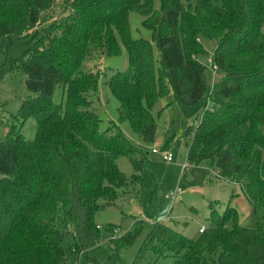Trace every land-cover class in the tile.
<instances>
[{
    "label": "trees",
    "instance_id": "1",
    "mask_svg": "<svg viewBox=\"0 0 264 264\" xmlns=\"http://www.w3.org/2000/svg\"><path fill=\"white\" fill-rule=\"evenodd\" d=\"M219 1L160 0L157 10L155 0H0V11L8 12L0 18V40L28 47L0 67V82L22 73L33 96L0 139V264H117L141 234L137 221L101 244L95 224L96 213L116 205L127 185L119 160L132 162L133 182L142 184L146 159L114 124L100 129L90 99L99 76L84 70V60L98 52L119 56L118 38L129 69L114 74L109 87L120 120L145 144L156 140L151 109L159 99L172 93L191 107L211 98L208 68L198 58L206 54L201 40L215 42L212 64L223 76L213 85L214 108L185 134L187 161L210 162L221 180H239L257 216L255 229L242 228L235 207L220 213L210 203L209 226L196 241L157 223L133 264L147 253L154 264H264V0ZM132 12L153 33L159 76L154 45L132 38ZM9 13L18 18L11 21ZM31 118L36 130L28 140L22 128Z\"/></svg>",
    "mask_w": 264,
    "mask_h": 264
},
{
    "label": "rangeland",
    "instance_id": "2",
    "mask_svg": "<svg viewBox=\"0 0 264 264\" xmlns=\"http://www.w3.org/2000/svg\"><path fill=\"white\" fill-rule=\"evenodd\" d=\"M215 2L220 5L219 0ZM155 8L161 9L160 0H155ZM5 14L8 12L1 10L0 18ZM7 16L11 21L18 18L11 13ZM143 21L144 18L140 14L136 12L130 14L131 35L134 40L144 39L154 45L156 71L159 76L161 66L158 47L154 42L153 33L145 27ZM118 41L122 50L119 56H108L98 52L84 60V70L99 76L97 89L90 94V99L94 111L100 118V129H112L111 125L114 124L129 142L145 151L146 159L141 175L142 184L133 182L135 169L132 162L128 158L119 160V168L127 178V185L119 189L116 205L108 206L95 215V224L100 227V243L105 244L112 238L123 237L137 221H142L141 234L132 246L120 251L121 261L117 263L133 264L157 223L166 224L192 240L200 239L201 227L209 226L210 203H214L220 213L230 204L238 211V225L242 228L255 229L257 216L244 195L239 180H221L217 169L210 162L191 165L187 161L186 145L189 139L185 134L189 127L197 128L204 112L212 108L215 99L213 85L223 76L219 71L213 72L212 56L215 42L201 40L206 54L198 58L208 68L212 99L202 100L191 107L176 103L172 93L159 99L151 109L158 125L156 140L152 144H145L133 131L129 121L120 120V102L109 87V80L114 74L129 69L128 51L121 38H118ZM27 48V44L18 39L14 40L13 45L9 44L8 39L0 40V67L7 62L21 59ZM26 80L24 74L17 72L9 74L0 82V139H4L8 134L7 122L11 115L17 114L23 101L32 96L26 88ZM63 92L62 87L57 88L54 96L56 102L61 101ZM35 130L36 123L31 118L25 122L22 133L28 140H32ZM172 136L174 139L168 143ZM153 149L172 153L173 163L168 164L159 155L152 154ZM185 165L188 166L187 169L184 168ZM177 190H180V199L174 200L171 194ZM142 261L141 264H154V255L147 253ZM158 264H172V260L162 259Z\"/></svg>",
    "mask_w": 264,
    "mask_h": 264
},
{
    "label": "built area",
    "instance_id": "3",
    "mask_svg": "<svg viewBox=\"0 0 264 264\" xmlns=\"http://www.w3.org/2000/svg\"><path fill=\"white\" fill-rule=\"evenodd\" d=\"M213 72L218 71L217 67L213 65ZM152 154H156L159 155L166 163L170 164L173 163L174 161V157L172 155V153L168 152L167 150H159V149H153L152 150ZM185 169L188 168L187 165H185L184 167ZM180 190H177L176 192L171 194V197L176 200V199H180ZM98 229L100 230V227H98ZM206 230V227H201V229L199 230L200 234H202L204 231Z\"/></svg>",
    "mask_w": 264,
    "mask_h": 264
},
{
    "label": "crops",
    "instance_id": "4",
    "mask_svg": "<svg viewBox=\"0 0 264 264\" xmlns=\"http://www.w3.org/2000/svg\"><path fill=\"white\" fill-rule=\"evenodd\" d=\"M199 60V59H198ZM207 105H208V103H207ZM212 105H213V103H212ZM207 108H208V106H207ZM214 108V105L212 106V108H210L209 110H212ZM218 172V171H217ZM219 174V173H218ZM233 203V202H232ZM200 233V232H199Z\"/></svg>",
    "mask_w": 264,
    "mask_h": 264
}]
</instances>
